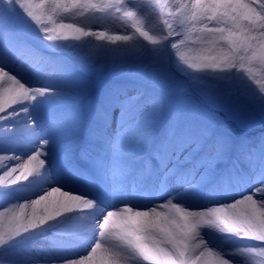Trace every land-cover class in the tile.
Segmentation results:
<instances>
[{"label": "rangeland", "instance_id": "rangeland-1", "mask_svg": "<svg viewBox=\"0 0 264 264\" xmlns=\"http://www.w3.org/2000/svg\"><path fill=\"white\" fill-rule=\"evenodd\" d=\"M184 2L172 5L169 11L176 15L183 14V20L178 24L181 28L179 32L167 21L169 15L162 0H88L76 5L73 10H65L63 5L51 6L43 24H40L42 19L33 20L14 3L8 5L5 0H0V29H5L0 40L8 44L17 39L27 42L34 51L40 52V58L47 59L49 65L56 69L52 75L55 79L51 76L45 78L47 74L42 75V80H48L42 86L34 87L23 82L30 89L45 90L43 95L34 96L35 105L47 108L37 113L47 116L50 111H55L54 117L58 118L42 123L40 129L52 132L42 138L43 141L59 138L49 151L53 160L61 156L70 157L80 120L95 113V122L104 121L105 126L109 122L101 113V108L111 109L125 124L111 131L108 125V130H102L105 139L98 141L110 143L117 133H121V151L125 150L123 152L127 153L132 163H143L145 152L151 150L152 136L162 133L159 146L153 149L154 155L150 154L151 159L156 160H162L166 155L161 172L166 173V164L176 168L173 175L193 165V181L198 186L211 182L218 188L221 185L234 187L232 183L240 182L238 179L245 178L247 173L253 179H258V184L251 187L253 191L257 187L264 188V63L258 58L251 59L250 52H241L234 60L235 67L191 68L188 64L201 62V56L227 51L226 44L212 43L214 35L218 37L219 34L206 33L205 28H224L227 32L228 29H235L236 25L229 26L227 18L209 21L205 13H202L203 17L200 14L197 18L203 19L196 22L189 17V11L184 12ZM260 3L261 0L254 6L258 12ZM36 9L31 10L40 18ZM128 11L144 15L147 23L143 22V29H149V36L155 37L157 43L153 44L138 35L135 16L125 15ZM198 11L202 12L200 9ZM61 23L75 24L76 28L89 34L95 29L102 32L104 37L99 34L98 45L88 49L84 43L77 48L76 45L63 46L59 39H47L48 34L55 35V32L46 33L44 29H55ZM245 25L246 22H242L241 26ZM169 32L172 33L170 36ZM109 36H128L130 39L113 41L107 39ZM83 37L88 38L87 35ZM174 43L176 48L172 47ZM211 49L215 51L210 53ZM256 51L258 57V46ZM37 63L43 64L42 60ZM35 66L38 68L37 64ZM92 128L89 136L95 133ZM88 142L92 144L94 141ZM204 142L207 144L201 150ZM15 147L19 152H15L16 157L25 159L35 154L34 147L29 149L27 155L19 149L30 146ZM88 153H91L90 149ZM175 154L180 156L175 157ZM46 168L50 174L54 171L51 166ZM117 170L115 179L119 172L122 174L121 168ZM94 175L95 171L92 173ZM185 175L191 174L184 172L182 176ZM175 187L170 188L169 195L180 194V187ZM210 193L215 195L217 191L211 189ZM257 195L260 196L259 193ZM186 201L191 202V199ZM198 201L195 207L180 206L190 213L206 212L220 206L217 201ZM161 204L163 202L140 210L158 209ZM172 204L180 207L174 201ZM180 216L178 212L170 213L169 219L179 220ZM13 217L4 207H0V235L5 241L0 244V264H25L13 255H24V251H19L17 247L24 246L25 250L32 252L33 257L53 250L51 243L55 238L47 233L26 237L20 229L22 240L14 241V237L18 236ZM31 237L36 239L31 241ZM200 237L211 239L213 248L204 245L221 258H226L229 264H264V255L259 254L264 252V242L223 231L222 226L217 225L200 226L196 239ZM90 252L78 256L67 254L60 260H76L87 257ZM101 255L102 252L97 251V261ZM211 257L216 258L215 255ZM120 260L121 264H149L142 258L134 262Z\"/></svg>", "mask_w": 264, "mask_h": 264}, {"label": "bare ground", "instance_id": "bare-ground-1", "mask_svg": "<svg viewBox=\"0 0 264 264\" xmlns=\"http://www.w3.org/2000/svg\"><path fill=\"white\" fill-rule=\"evenodd\" d=\"M86 1L88 0H28V2L32 4H41V7L36 9V12H38V14L40 15V18H38L42 19V22L40 24H43V20L47 19L48 9L51 8V6L53 7L56 5H63V7L73 10L76 5H78L79 3H84ZM182 1L184 2V0H162V4H165V6L167 7L166 12L169 15L167 21H170L171 25L175 27V30L179 32L181 28H179L180 26L178 24H181L183 20V14L176 15L170 13L169 11L172 5H175L177 3L183 4ZM259 1L260 0H255L254 6L259 3ZM221 2L238 4L242 3L243 0H221ZM245 2H247V0H245ZM184 3V12L189 11V17H191L196 22L203 19L197 18L200 14L202 15H200V17H203V12L198 11L200 8L194 7V0H186V2ZM134 16V21L139 29L141 31L147 32L148 35H150L149 29H143V22L147 23L144 15L142 13L138 14L134 12ZM221 20L227 19L222 18ZM225 22L228 21H224L223 23ZM71 25H73L75 28L77 27V25L75 24ZM234 25V23L230 22L229 26ZM58 26L59 25H57L55 29H58ZM94 31L95 32H93L92 34L87 35L88 38H84L83 35H80L79 33L69 32L66 38L59 39V41L63 46L76 45L78 48V46H81L84 43V47H86L87 49L88 47H96L98 45L97 39H100L98 36L99 34H102V32H98L95 29ZM4 32V28L2 30L0 29V36ZM77 35H79V39L76 38ZM138 35H140L139 32ZM88 40H91L92 42L89 43ZM5 53L8 54L9 57L17 58L18 69L9 71L7 62H0V69L6 70L9 74L13 75L17 80H19L20 83L23 84V82H26V84L28 85L33 84L31 86L34 87L37 85L42 86L44 85V81H42L40 78L42 76L41 73H48L47 75L45 74L47 78L48 76H51L49 74L52 73L53 69H51V67L49 68L50 65L47 64L48 60L44 59L45 63L48 66H46L45 64L40 65L38 68L31 70V73H26V76H28L25 77L26 79H18V74L22 71L21 69L23 67L27 66L32 68L34 64L38 65L37 62L40 61L39 58L41 57V54L37 50L33 51L30 48H26V46L23 44L14 46L8 44L3 40H0V54ZM52 78L54 79L53 76ZM33 91V89H30V97ZM17 92V84L7 80L6 77H0V106H2V108H0V198H2V200L0 199V207H4L5 210L10 213V216L14 215L13 219L16 221L18 215L23 214L24 216H27L28 214H30L33 210L32 201L38 199L42 195H45L52 188H59L67 193L79 195L81 198L91 201V195H89V192H81L80 190L68 187L67 183H71L72 178L70 175H65L66 169H63V167H66L68 163L67 157L61 156L60 158H58L59 164L56 165V167L58 169H61V172L52 175L47 170L46 166L50 164V161H52L53 157L49 153V151L52 150L51 147L54 146L55 143H58L59 138L48 142L43 141L42 138L52 134V132L39 131L41 120L42 122H45L49 119L47 118L48 116L44 117L45 115L37 113L38 110L45 109V107H43L42 105H35L34 102L36 101V98L33 97L32 99L29 98L25 100L23 96L18 95ZM13 100H15V102H13ZM90 118L87 119L88 122L86 123H90ZM117 120L122 121V118L113 116V121L109 125L110 130H113V128L117 126V124H115ZM120 135L121 133H117L110 143L105 142L103 144H94V147H96L94 149H99L97 154L99 152H110L111 157L109 156L110 158L108 160L109 166L118 169L120 166L125 165L123 167L124 172H129V174H131L133 172L134 166L133 163L130 162L129 158H127V153L123 152L125 150L121 151V149L123 148V143L119 141V137H121ZM103 136L99 137L103 138ZM78 138H80V136H78ZM16 145L30 146L19 149V151L23 150V152L21 153H25L26 155L30 152L29 149L34 147L33 149L35 150V154L30 156L29 158L26 157L27 159H24L23 157H16ZM32 145L34 146L31 147ZM37 151L40 152L39 156H37ZM99 155L102 156L103 154ZM33 156H36V159H32ZM105 157V155L102 156V159L104 160ZM40 160L44 161L42 166L39 163ZM137 168L138 173L141 172L143 170L142 164H140ZM115 174V171H108L100 173V177L103 180L105 177L108 180L110 179L111 181H114L113 176H115ZM120 176H118L117 179H121ZM154 176L158 178L160 177V174H156L155 171L152 177ZM161 177L163 179L162 175ZM167 177L168 176H164V178ZM173 181L179 183L176 177L173 178ZM109 185H113V183L110 182ZM180 186V190L187 196H190L191 194L195 196L196 189H200V184L198 186L197 182H191L190 180L182 181ZM237 188L238 186H235L234 189L229 186V193L226 196L221 192H218V194L215 196L203 198L217 201L219 205H228L235 203L236 200H242L243 197L248 194H254L253 199L258 201L257 209H259L260 196L257 195L258 193H253L254 191L247 185L241 186L240 184L238 190ZM222 189H225V187L222 186ZM162 191H164V193L160 196L161 200H163V204H161L158 209H155L156 212H160L169 218L170 213L177 212L176 209L170 205L172 201L176 202L178 206L184 204L191 208L190 203L185 202L186 196H184L183 198H176L173 195H168L167 189L162 188ZM113 205L114 204H106L103 205L102 208L95 207L93 203L92 207L90 208H85L81 205L75 208L73 211L64 213L61 216L47 221L36 228L30 229L26 232H23V230H21L26 237L46 233L48 235H53L55 237V240L52 245L54 248L57 247L59 252H55L56 254L43 252L42 255L33 257L31 251L25 250L24 246H21L17 247L16 249H18L19 251H24V255H18L19 253L13 255L17 256L25 264H66V262H71L73 260L62 261L60 260L59 254L72 252L75 256H78L86 251L87 253L88 251L90 252L93 246H95L97 243H101L102 248L109 249L110 253L116 254L119 259L125 260L127 262H134L135 260H139L140 257L138 255H136L131 249L120 244V241L117 240V236H119L123 232V225L120 217L124 215V206H121L119 207V209L114 210V208H112ZM193 205V207H195L197 206V203ZM21 206H23V208ZM248 207V202H245L244 204L237 205L235 209H226L225 211L240 213L246 211ZM179 208L182 211L178 213L182 215V206H180ZM37 210L41 211L42 206H37ZM137 210L141 211L139 207H137ZM110 211L117 212V216L113 217L115 223L110 226L109 229L104 230L102 235L100 224L105 218L106 214ZM147 211L151 213V209ZM19 237V235L18 237H14V241L20 242L22 238ZM32 238L33 237H31V239ZM34 239L36 238L34 237L31 241H33ZM199 241H202L203 244H207L208 246H211V248H213L211 239H209L208 237L197 238L196 240H193L192 245L199 246ZM207 248L209 249L210 247ZM97 251L100 252L101 250ZM201 252H204L202 262L208 261L209 264H215L216 258L209 256L203 246L197 247L196 255L199 256ZM223 259L227 260L226 258Z\"/></svg>", "mask_w": 264, "mask_h": 264}, {"label": "snow or ice", "instance_id": "snow-or-ice-1", "mask_svg": "<svg viewBox=\"0 0 264 264\" xmlns=\"http://www.w3.org/2000/svg\"><path fill=\"white\" fill-rule=\"evenodd\" d=\"M8 5L15 4L28 17L33 20L39 18L31 10L41 7V4H32L28 0H5ZM255 0H243L242 3H224L221 0H194V7H198L203 13L207 14L209 21L216 18L217 20L227 18L236 25L235 29L224 28H205L206 33L216 34L219 36L212 40L213 44H226L227 51H221L217 55H205L200 57L201 62H190L188 65L194 69L211 68L217 69L221 66L235 67L234 60L241 53H251V59H259L264 63V0L259 4L260 11L254 7ZM67 10V8L65 9ZM125 15L132 17L133 12L128 11ZM242 22H246L245 26H241ZM46 33L55 32V35L48 34L47 39L57 40L66 38L69 32L88 35L80 28H75L71 24H60L58 29H44ZM137 31L146 40L151 43H157V39L149 36L147 32ZM258 33V35H257ZM172 33L169 32V36ZM103 35V34H101ZM79 39V35L76 36ZM109 40L127 41L128 36L107 37ZM258 42V44H257ZM257 46L259 47V56L257 57ZM173 48L177 45L174 43ZM215 51L211 49L210 53ZM204 61H215L204 62ZM0 77H6L18 85V95L23 96L25 100L33 98L35 95H43V89H34L30 97V89L25 87L13 75L6 70L0 69ZM15 102V100H13ZM2 108V106H0ZM40 152L37 151V156ZM32 159H36L33 156ZM42 166L44 161H39ZM253 193L260 194L259 209H257L258 201L253 199L254 194H248L242 200H236L235 203L228 205H220L207 209L206 212L190 213L183 211L179 220L169 219L160 212H156L155 208L149 211L134 210L130 207H124L120 217L123 225V232L117 236L120 244L131 249L136 255L149 264H209L208 261L202 262L204 252L199 256L196 255L197 247L203 246L209 256L215 255V264H229V261L221 258L216 252L209 251L207 246L199 241V246H193L191 241L196 240L198 236V228L203 225L222 226V230L234 233L238 236L251 238L264 242V188L257 187ZM248 202V209L240 213L226 212V209H235L237 205ZM85 208L92 207V202L81 198L79 195L67 193L59 188L50 189L45 195L32 201L33 210L27 216L23 214L16 218V235L20 233V229L26 232L36 228L64 213L73 211L79 206ZM37 206H42V210L38 211ZM177 212H181L175 204L171 205ZM23 208V206H21ZM154 214V215H152ZM117 216L116 211H110L100 224L101 234L104 230L109 229L115 221L113 217ZM5 243L3 236L0 235V244ZM97 250H101L102 255L99 260L96 259ZM264 255V252L259 253ZM66 264H121V260L116 254L110 253L109 249L102 248L101 243H97L91 248V252L87 257L78 258Z\"/></svg>", "mask_w": 264, "mask_h": 264}]
</instances>
